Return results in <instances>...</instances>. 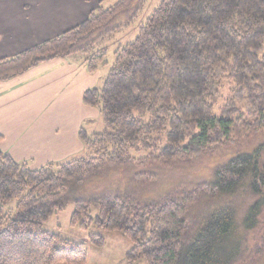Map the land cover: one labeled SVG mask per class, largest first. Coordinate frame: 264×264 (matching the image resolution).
Instances as JSON below:
<instances>
[{
    "label": "trees",
    "instance_id": "trees-1",
    "mask_svg": "<svg viewBox=\"0 0 264 264\" xmlns=\"http://www.w3.org/2000/svg\"><path fill=\"white\" fill-rule=\"evenodd\" d=\"M147 6L100 5L80 26L0 60V81L62 58L96 72L109 64V45L138 26L136 39L115 51L103 86L84 95L104 125L81 131L84 155L32 169L0 151V264H87L83 244L44 230L71 203L72 224L93 246L104 247L110 233L133 244L129 264H264V243L250 246L264 227V200L248 201L264 191V144L233 154L209 182L158 200L117 180L130 167L190 169L264 132V0H162L141 21ZM223 81L248 115L236 98L216 115Z\"/></svg>",
    "mask_w": 264,
    "mask_h": 264
},
{
    "label": "crops",
    "instance_id": "crops-1",
    "mask_svg": "<svg viewBox=\"0 0 264 264\" xmlns=\"http://www.w3.org/2000/svg\"><path fill=\"white\" fill-rule=\"evenodd\" d=\"M109 0H0V60L61 36L85 23ZM102 69L74 58L42 62L0 81V151L32 169L85 153L80 137L100 132V110L85 103L101 88Z\"/></svg>",
    "mask_w": 264,
    "mask_h": 264
},
{
    "label": "rangeland",
    "instance_id": "rangeland-1",
    "mask_svg": "<svg viewBox=\"0 0 264 264\" xmlns=\"http://www.w3.org/2000/svg\"><path fill=\"white\" fill-rule=\"evenodd\" d=\"M119 0H109L104 7L108 8L115 5ZM162 0H148V6L146 7L144 16L141 21H144L152 14V12L159 6ZM138 36V26L132 27L128 29V31H124L121 35L117 37V41L108 44V55L107 62L109 63L107 66L102 67V71L104 73L103 82L108 75L111 66L115 61V51L119 46H125L128 43L133 42ZM107 45V46H108ZM103 84H101V87ZM235 87L232 82L223 81L219 87V95L215 101V113L217 116L222 114V110L225 108L226 104L232 99H237L234 94ZM237 107H239L242 112L248 115L247 107L245 102H241L237 99L236 101ZM251 119V118H250ZM102 128H100V132L104 130V125L102 123ZM235 146H231L232 148L226 150L220 154H217L213 158H206L202 160L200 163L191 167L190 169H169L160 166H156L154 168H135L130 167L129 173L121 178H117L119 184L122 186L129 183V189L136 190L142 200H154L160 199L165 194L174 190L176 187L184 185L185 183L193 182V183H203L209 182L211 177L213 176V172L220 166H223L229 158L236 153L239 152H250L254 148L264 144V132L246 140H237ZM137 156V158L145 157V152L133 153ZM152 174H157V177L149 176ZM137 177L139 185H135L133 179ZM131 184V186H130ZM139 186V188H138ZM135 188V189H134ZM264 200V191L261 196L251 197L248 201L251 204L253 201ZM247 201V202H248ZM17 201L12 200L6 206V209H14L16 208ZM75 204L71 203L67 206V208L59 213L53 214L48 222L44 226V230L60 236L64 240L73 242L75 244H83L88 254L87 264H129L126 261L127 253L133 248V244L124 239L120 233H110L105 234L104 237L106 239V244L102 248H97L91 244L89 241V232L81 229L79 223L77 225L72 224L73 216L75 213ZM94 214L96 211L93 212ZM263 219L264 224V214L261 217ZM260 242L264 243V227L261 232H258L256 238L252 237L250 246H254L256 243ZM136 264H146L144 261L136 263Z\"/></svg>",
    "mask_w": 264,
    "mask_h": 264
}]
</instances>
